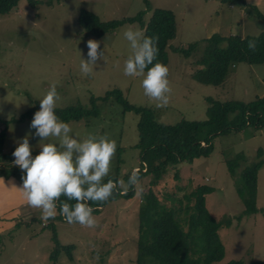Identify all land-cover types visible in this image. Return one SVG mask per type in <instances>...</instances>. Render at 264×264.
<instances>
[{"label":"rangeland","instance_id":"rangeland-1","mask_svg":"<svg viewBox=\"0 0 264 264\" xmlns=\"http://www.w3.org/2000/svg\"><path fill=\"white\" fill-rule=\"evenodd\" d=\"M242 1L248 5H242ZM250 4L264 15V0H17L13 9L0 15V127L3 121L19 117L31 108L33 113L38 111L39 101L55 84L60 96L56 108L79 105L89 109L94 103L97 111L94 116L66 121L71 135L78 140L89 134L114 139L117 150L110 174L116 166L120 176L126 171L132 173L139 166L138 149L134 147L137 116L123 110L113 96L105 100L100 97L116 89L129 104L153 109L156 121L164 124L205 119L207 98L247 102L255 96L264 97V63H234L219 85L200 83L191 75L203 39L214 33L257 35L264 29V22L246 11ZM153 8L171 10L175 20V35L168 42L165 64L172 91L168 105L161 108L144 95L143 77L124 75V63L132 49L123 33L129 29L141 32L138 25L124 23L96 37L76 22L80 9L105 21L140 12L146 20ZM89 39L101 42L103 58L96 62L90 75H85L80 70L78 52L87 59ZM191 42L198 43L197 49L187 57L171 49ZM33 116L7 122L0 153L8 154L11 149L14 152L26 135L35 156L43 143L58 144L54 137L41 142L34 136L35 129L30 128ZM257 149L264 158V128L246 126L217 134L207 156L174 166L176 178L168 170L155 185L148 186L149 176H143L130 198L109 200L93 211L94 228L69 224L57 215L45 221L41 210L28 206L22 193L9 184L11 181L20 187L23 175L13 179L0 175L6 186L0 184V264H51L49 254L54 247L68 245V252L58 247L54 264H134L136 213L142 193L150 187L162 205L183 208V200L179 204L172 198L188 194L199 184L212 187L204 195V206L215 220L240 216L217 229L223 246L220 263L240 259L244 264H264V161L256 174V211L242 213L245 204L235 185L240 169L255 159ZM236 153H241L246 163L239 161L234 173L229 174L225 160Z\"/></svg>","mask_w":264,"mask_h":264},{"label":"trees","instance_id":"trees-1","mask_svg":"<svg viewBox=\"0 0 264 264\" xmlns=\"http://www.w3.org/2000/svg\"><path fill=\"white\" fill-rule=\"evenodd\" d=\"M220 2H231L233 0H218ZM17 0H0V15L9 12L16 6ZM242 5L245 4L242 1ZM254 17L264 22L262 15L254 5L245 8ZM77 24L86 33L92 36H101L112 32L124 23H136L143 36H158V55L153 63L167 62L166 48L169 40L175 35V20L171 10L164 8H153L148 19L143 18V13L134 16L122 17L101 21L92 12L80 9L76 16ZM249 41L256 44L255 50L248 48ZM204 45L195 58L194 69L191 75L200 83L219 85L225 79L228 68L234 63L262 64L264 63V29L257 35L239 36L235 34L219 35L211 34L203 39ZM197 42H191L186 47H171L172 51L182 54L184 57L190 55L197 49ZM151 67V65L149 66ZM147 71V69L145 70ZM110 96L119 102L125 111H132L137 116L136 131L137 141L134 147L138 149L140 178L148 175V186L155 185L157 180L168 170H172L176 178L174 166L178 162L190 163L193 159L207 156L212 149V139L215 135L228 133L232 130H241L246 126L259 129L264 128V97L255 96L254 99L243 102L238 100L214 101L206 99V117L202 120L180 119L173 124H164L156 121L153 109L145 106L129 104L122 98L121 93L112 89L106 92L100 99H108ZM91 101L93 98L90 99ZM34 108L29 109L19 117H10L3 121L0 127V145L4 140V131L7 122L21 121L23 118L33 116ZM97 113L94 103L89 109H83L79 105H71L64 108H56V115L63 122L77 120L84 116H94ZM12 149L8 154L0 153V171L2 177H14L24 173L14 164ZM260 149L256 150L255 159L245 162L241 153H236L232 158L225 160L229 174H233L239 166V161L246 164L240 169L236 181V192L245 209L242 213L256 211L254 197L256 189V174L262 165L264 158L261 157ZM35 157V154L32 153ZM136 170V169H135ZM132 173L124 172L122 176L118 173V166L114 172L105 177L104 182L111 179L115 182L123 180L127 184ZM212 187L199 184L188 194L173 197L177 203L184 201L183 208L162 205L153 190L149 187L142 193V200L137 208V236L134 264H244L242 260H228L220 263L223 256V246L219 240L217 229L222 225L227 226L233 218L239 220L240 216L215 220L204 206V195L211 192ZM134 193L129 189L124 194L123 185L118 184L113 197L128 199ZM61 202L75 204L61 196ZM108 200V201H109ZM191 200V204L188 202ZM102 204L89 202L94 211ZM59 213V208L57 209ZM180 212L182 214L180 215ZM58 217L63 216L57 214ZM264 216V213H263ZM184 227H186L184 229ZM57 245L55 235L52 236ZM56 246L49 254L51 264H54L55 254L60 249H68L71 246ZM248 264H263L261 262H250Z\"/></svg>","mask_w":264,"mask_h":264},{"label":"clouds","instance_id":"clouds-1","mask_svg":"<svg viewBox=\"0 0 264 264\" xmlns=\"http://www.w3.org/2000/svg\"><path fill=\"white\" fill-rule=\"evenodd\" d=\"M123 35L132 49V54L124 63V75L143 77L141 86L144 95L155 101L157 108L166 107L172 91L169 68L163 63H153L159 51V37L143 36L140 31L131 29ZM100 43L94 39L87 41V59H82L78 52L83 74L90 75L96 62L103 58ZM248 48L254 51L255 42L249 41ZM59 99L57 87L53 84L39 101V110L34 113L30 123V128L35 129L34 136L39 137L41 142L54 137L58 144L43 143L39 154L33 157L26 135L12 153L15 166L24 173L21 177L22 185L17 188L13 182L9 181V184L22 193L28 206L41 210L45 221L59 214L69 224L94 228V209L89 202H107L117 188V182L111 179L104 182L111 172L117 143L107 135L89 134L83 140L74 138L70 125L56 115ZM139 181V170L136 169L129 176L127 184L123 180L118 183L123 185L126 194L129 189H135ZM0 184L5 186L3 178H0ZM61 196L68 201H75V204L61 202Z\"/></svg>","mask_w":264,"mask_h":264},{"label":"crops","instance_id":"crops-1","mask_svg":"<svg viewBox=\"0 0 264 264\" xmlns=\"http://www.w3.org/2000/svg\"><path fill=\"white\" fill-rule=\"evenodd\" d=\"M7 178H8V177H7ZM10 178L13 179L12 177H9V179H10ZM14 181H15V180H14ZM20 185H21V184H20Z\"/></svg>","mask_w":264,"mask_h":264}]
</instances>
